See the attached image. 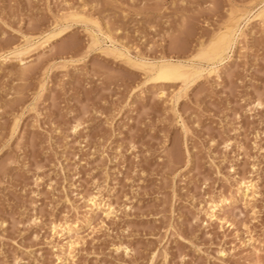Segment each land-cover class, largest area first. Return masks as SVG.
<instances>
[{
  "label": "rangeland",
  "instance_id": "obj_1",
  "mask_svg": "<svg viewBox=\"0 0 264 264\" xmlns=\"http://www.w3.org/2000/svg\"><path fill=\"white\" fill-rule=\"evenodd\" d=\"M0 264H264V0H0Z\"/></svg>",
  "mask_w": 264,
  "mask_h": 264
},
{
  "label": "bare ground",
  "instance_id": "obj_2",
  "mask_svg": "<svg viewBox=\"0 0 264 264\" xmlns=\"http://www.w3.org/2000/svg\"><path fill=\"white\" fill-rule=\"evenodd\" d=\"M238 33V32H237ZM227 36V35H226ZM235 36V35H234ZM232 37V36H231ZM236 39L237 38H235L234 37V39L233 40H231L229 43H223V45L219 48V51L217 52V54L214 56V58H213V60H214V62H213V64L215 65L216 64V66H217V64H219V65H221L227 58H228V56H229V53L233 50V48L235 47V43H236ZM216 46V45H215ZM215 53V52H214ZM204 54H206V53H204ZM201 55V54H200ZM207 58V57H206ZM205 59V58H204ZM25 66V65H24ZM23 66V67H24ZM29 66V65H28ZM213 66V65H212ZM171 67V66H170ZM28 68V67H27ZM168 68V67H167ZM178 68V67H177ZM180 68V67H179ZM30 70V69H29ZM168 70V69H167ZM167 70H165L164 72H163V76H165V78H167V79H170V74H169V70L167 71ZM187 70V69H186ZM181 71H182V69H181ZM158 73V72H157ZM160 74V73H159ZM157 77V76H156ZM182 79V78H181ZM166 80V79H165ZM163 94H165V92L163 93ZM162 95V94H161ZM244 184V186H241V191L242 190H244V191H246V193L248 194V193H250L251 191H252V189H253V186H252V184L249 186V184H245V183H243ZM243 192V191H242ZM246 194V195H247ZM245 196V195H244ZM252 197V196H251ZM98 198V197H97ZM97 198L96 197H93L92 199H90V201H91V204H92V208L93 207H95V208H99V206L97 205ZM224 200V199H223ZM225 201V200H224ZM227 202V201H226ZM225 202V203H226ZM219 204H221V203H219ZM213 205V204H212ZM101 207H102V205H101ZM218 205H216V203H215V205H213L212 206V208L210 209L211 210V217L212 218H217V215H218ZM103 208V207H102ZM108 209H110V208H108ZM113 213V212H112ZM108 214V213H107ZM109 215H110V213H109ZM108 215V216H109ZM70 234V233H69ZM74 234V233H73ZM72 236H74V235H72ZM71 236V237H72ZM70 247V246H69Z\"/></svg>",
  "mask_w": 264,
  "mask_h": 264
}]
</instances>
